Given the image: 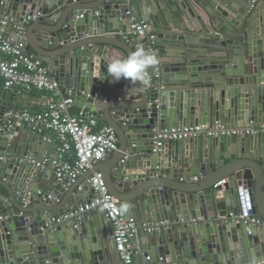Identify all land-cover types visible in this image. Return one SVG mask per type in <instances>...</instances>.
Returning a JSON list of instances; mask_svg holds the SVG:
<instances>
[{"label": "water", "instance_id": "water-1", "mask_svg": "<svg viewBox=\"0 0 264 264\" xmlns=\"http://www.w3.org/2000/svg\"><path fill=\"white\" fill-rule=\"evenodd\" d=\"M252 1L0 0V21L36 17L26 27L28 50L46 63L63 98L73 99L70 114L89 109L116 130L119 151L103 175L123 214L133 202L143 221L172 223L143 247L155 258L145 264H264V134L202 136L153 152L157 129L264 124V0L251 9ZM136 22L156 36L158 63L147 86L121 79L120 87L107 66L114 49L121 59L134 51L128 41L139 42L131 34ZM11 95L0 86V115ZM27 155L0 120V264H117L101 228L98 240L52 222L73 208L56 207L60 192L75 194L80 207L93 195L90 185L85 196L80 184L54 181L52 191L41 190ZM249 212L259 224L219 218ZM200 218L202 241L190 223ZM139 236L148 242L144 230Z\"/></svg>", "mask_w": 264, "mask_h": 264}, {"label": "built area", "instance_id": "built-area-1", "mask_svg": "<svg viewBox=\"0 0 264 264\" xmlns=\"http://www.w3.org/2000/svg\"><path fill=\"white\" fill-rule=\"evenodd\" d=\"M130 2L131 0H124ZM143 2L145 0H134ZM258 0L251 2V9L256 6ZM33 19L26 16L19 22L13 18L4 19L1 25H12L13 36L0 34V80L3 81L5 90L19 89L20 91H42L48 94L45 101L39 105L38 110L30 108H9L0 120L10 139L16 137L24 126L31 129L37 135H42L46 140L54 135V150L38 158L35 155H27L24 162L38 172H53L59 183L73 185L79 177L104 161L108 155L119 150V137L116 130L106 124L98 127V119L90 111L82 110L78 115L69 112L73 99L63 98L59 81L50 74L48 68L34 53L28 51L26 38L27 24ZM148 25L136 22L131 26V34L139 36L142 41L137 43L139 48H144L156 55V36L147 31ZM159 75L156 74V77ZM61 96V98L59 97ZM264 134V124L256 127H235L216 121L212 125L196 124L183 125L179 128L157 129L154 140L153 152H159L165 145L173 141L185 139H197L200 137L219 138L225 136L250 137ZM223 180L215 185H224ZM93 195L88 203L72 210L64 215L54 217L53 224H62L72 218L79 222L83 220V214L87 211L100 209L105 218L112 225V236L116 252L126 264H132L135 257L144 255L147 261L150 255H145L139 244V234L144 230L147 234H159L164 228H169V221H146L140 223L134 215H125L120 207V201L114 197L108 189L103 172L93 171L87 179ZM81 188V187H80ZM59 199H57L58 201ZM224 222H250L259 224V220L249 213H227L219 216ZM199 219H193L195 223ZM180 222V221H179ZM181 223H185L181 220ZM264 226V222H263ZM79 225L76 224L75 228Z\"/></svg>", "mask_w": 264, "mask_h": 264}, {"label": "crops", "instance_id": "crops-1", "mask_svg": "<svg viewBox=\"0 0 264 264\" xmlns=\"http://www.w3.org/2000/svg\"><path fill=\"white\" fill-rule=\"evenodd\" d=\"M150 0H145L143 1V3H148ZM263 3V1H258L256 3V6L261 8V4ZM144 10L146 11L147 9L144 8ZM264 12V9H262ZM9 16L4 14L2 20L4 19H9ZM1 20V21H2ZM36 17L33 16V19L29 22V25L33 24L36 21ZM1 21H0V33L2 35H6V36H13L14 31L12 28V25L10 26H3L1 25ZM35 25H37L35 23ZM27 28H26V38H27V43H28V36H27ZM142 41V38L139 39V42ZM131 48L135 51L136 49L139 48V46L137 44L134 43V40L132 38H130V40L128 41ZM138 42V43H139ZM31 53H34L36 55V53L33 50H28ZM114 52L116 53L114 58H119L121 56H123L122 52L117 51L116 49H114ZM44 65L47 67L46 63H44ZM111 77V74H109L108 78ZM107 78V79H108ZM126 84V82H124V80H120V82H118V86H124ZM0 86L2 88H4L3 86V81L0 80ZM127 86V85H126ZM12 93H14V95H11L10 97V104L11 106L8 107L12 108H30L32 110H38L39 105L42 104L45 99L48 97V94L46 92H42V91H32V92H25V91H20L19 89H12L11 90ZM62 97L63 94L61 93ZM61 98V96H59ZM84 111H90L89 109H84ZM91 112V111H90ZM233 123V122H232ZM229 124L230 126H234L233 124ZM238 126L237 127H256L255 124L252 125H247L246 120H242L238 122ZM107 123L105 121H101L98 120V127L100 128L104 125H106ZM263 125V124H262ZM259 126V125H258ZM261 126V125H260ZM44 136H48L52 138V141H48L44 138H41V135H37L36 133L32 132L31 129L27 126H24L23 128H21L18 132V135L14 138L11 139L12 143H18L19 146L22 149V152L28 150V155L32 154L35 155L38 158L43 157L45 154H50L53 152L54 150V143H55V138L54 135H52L51 133H46ZM247 138H251V137H247ZM169 145V143H167L165 145V147L167 148ZM120 146V145H119ZM119 151V150H118ZM208 152H206V157L208 156L207 154ZM114 156L108 155L107 158L102 161L101 163H99L98 165L95 166L94 170L98 169L99 171L105 173V168L108 166V164L114 159ZM208 158V157H207ZM30 167V166H29ZM89 177V171L83 173L79 179L77 180V182L75 184H80L79 188L77 191H81L82 195L85 196L84 194V185L88 184L87 183V179ZM227 180V179H226ZM55 181V184L59 183V181H57L55 179V176L53 174V172L51 171H46V172H40V177L37 179V183L39 184V187L41 190H45V191H52L53 186L52 183ZM63 186L66 189H69L71 187V185H67L65 183H63ZM81 187V188H80ZM84 191V192H83ZM135 193V192H133ZM87 195H89L88 193H86V197ZM60 198H56L55 202H56V207H61L62 205L64 206V208L62 209H68L71 206L73 207L72 210L78 209V206L76 205V197L75 194L72 196H69V194L67 196L64 197V192H60ZM64 197V198H62ZM69 198V199H68ZM57 199H59L57 201ZM68 200V202H67ZM67 202V203H66ZM128 215H134L138 218L140 223L146 222L143 221V216L139 215V212H137L135 204L133 202H130L128 204ZM68 213V212H65ZM61 216V215H59ZM193 220V219H192ZM191 220V221H192ZM143 221V222H142ZM148 221V220H147ZM180 221V222H179ZM190 221V222H191ZM104 222V223H103ZM199 222H204L203 218H200L198 220L197 223H195L194 221L192 222V225L195 226V228H197V239L199 241H202V235H201V227L200 225H198ZM109 221L105 218L104 212L100 209H95V210H91V211H87L83 214V220L81 222H79L76 218H72L71 220H68L64 223H62L61 225L63 226V228H68L69 232H70V228H74L75 230L79 231V232H94L96 233V236L99 238V230L101 228L102 230V235L104 236V231L106 232V235L108 236L110 245L112 246V248H114V255H115V260L117 262V264H126L119 256V254L116 252L115 250V246H114V242H113V236H112V227H110L108 225ZM73 224V225H72ZM78 224L79 227L75 228V225ZM176 225H181V220H178L175 222ZM170 228V227H169ZM169 228H164L160 233H166L168 231ZM99 233V234H98ZM159 233V234H160ZM149 235V239L148 242L146 240L145 237H140L139 236V244L141 246V248L143 249V247L147 248L149 247V244L152 243V238L151 235H155V234H148ZM144 252V249H143ZM149 255L151 256V259H155L154 256L149 253ZM139 258H141V262L139 261ZM171 261V258L169 259ZM147 262V260L145 259L144 255H137L133 261L132 264H145Z\"/></svg>", "mask_w": 264, "mask_h": 264}, {"label": "clouds", "instance_id": "clouds-1", "mask_svg": "<svg viewBox=\"0 0 264 264\" xmlns=\"http://www.w3.org/2000/svg\"><path fill=\"white\" fill-rule=\"evenodd\" d=\"M158 59L144 48H138L125 58H113L107 70L116 81L131 80L147 86L150 83L149 69H154Z\"/></svg>", "mask_w": 264, "mask_h": 264}]
</instances>
